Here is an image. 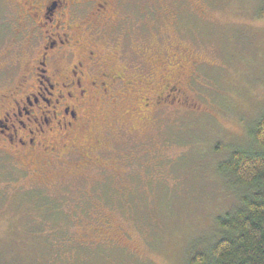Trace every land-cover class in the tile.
Returning a JSON list of instances; mask_svg holds the SVG:
<instances>
[{"label": "rangeland", "instance_id": "rangeland-1", "mask_svg": "<svg viewBox=\"0 0 264 264\" xmlns=\"http://www.w3.org/2000/svg\"><path fill=\"white\" fill-rule=\"evenodd\" d=\"M117 9V36L104 40L118 50L108 52L112 67L133 76V52L145 50L149 64L155 53L156 86L136 98L152 99L164 79L184 99L139 116L116 105L111 134L94 122L82 136L87 167L68 156L32 172L24 159L0 158V264H189L237 203L240 189L218 166L252 144L264 114V0H124ZM27 49L15 31L0 32L8 73ZM175 58L181 72L163 74Z\"/></svg>", "mask_w": 264, "mask_h": 264}, {"label": "flooded vegetation", "instance_id": "flooded-vegetation-1", "mask_svg": "<svg viewBox=\"0 0 264 264\" xmlns=\"http://www.w3.org/2000/svg\"><path fill=\"white\" fill-rule=\"evenodd\" d=\"M123 1L0 0V32L15 31L28 45L29 55L23 64L11 61L9 73L0 65V79L8 73L13 80L0 89V158L16 163L24 159L33 165L32 172L37 166H60V159L68 156L79 157L78 164L87 167L93 159L91 152L82 150V136L94 122L111 134L117 127L111 111L116 105L129 104L132 115L139 116V107L157 110L184 99L179 98L178 82L169 85L164 79L160 91L153 88L152 99L136 98L156 86L161 71L155 53L149 64L145 50L133 52L141 64L133 67V76L126 65L112 67L108 52L118 50H109L104 40L117 36V7ZM164 60L163 74L184 67L177 58Z\"/></svg>", "mask_w": 264, "mask_h": 264}, {"label": "trees", "instance_id": "trees-1", "mask_svg": "<svg viewBox=\"0 0 264 264\" xmlns=\"http://www.w3.org/2000/svg\"><path fill=\"white\" fill-rule=\"evenodd\" d=\"M253 125L252 144L232 149L218 166L240 189L237 203L216 219L209 247L189 264H264V114Z\"/></svg>", "mask_w": 264, "mask_h": 264}]
</instances>
